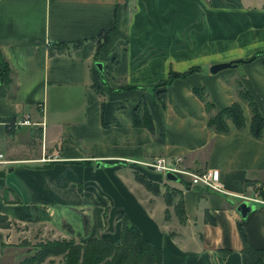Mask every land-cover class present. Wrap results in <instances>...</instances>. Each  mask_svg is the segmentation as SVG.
<instances>
[{
	"label": "crops",
	"instance_id": "0c3cea01",
	"mask_svg": "<svg viewBox=\"0 0 264 264\" xmlns=\"http://www.w3.org/2000/svg\"><path fill=\"white\" fill-rule=\"evenodd\" d=\"M80 41L75 51L47 53ZM261 51L264 0H0V56L11 73L10 85H0V162H7L0 163V214L14 223L0 228V264L21 262L20 241L35 242L40 232L118 245V212L160 248L159 264H241L237 223L264 262V137L250 135L240 102L244 127L213 132L192 93L203 89L221 109L238 102L237 82L264 119L260 59L208 73ZM193 67L200 71L165 89L162 106L153 86ZM137 106L152 133L133 126ZM22 118L34 125L12 127ZM156 157H179L192 172L217 170L227 193L165 181L127 162ZM244 197L256 200L240 218L235 205Z\"/></svg>",
	"mask_w": 264,
	"mask_h": 264
},
{
	"label": "trees",
	"instance_id": "16d2710c",
	"mask_svg": "<svg viewBox=\"0 0 264 264\" xmlns=\"http://www.w3.org/2000/svg\"><path fill=\"white\" fill-rule=\"evenodd\" d=\"M103 38L105 35H101ZM94 41V40H90ZM95 42V41H94ZM82 41L71 44L68 48L66 45L53 44L48 48V55L63 54L65 50L75 51L81 47ZM101 44L96 43L95 49L98 50ZM115 48V47H113ZM260 59L261 65L264 67V51L258 52L250 56L246 61L233 62L236 65L251 62ZM200 71L199 67L189 68L183 73H175L169 71L167 78L155 84L153 91L161 105L164 104L165 89L176 79H183L188 75ZM11 73L0 56V85L8 87L11 83ZM120 89V88H119ZM129 90L130 87H123ZM157 90V91H156ZM236 98L238 102H233L227 107L216 108L208 99L203 89H193V95L203 104L207 112L206 125L217 134H226L229 132L228 123L234 129L240 130L244 127L243 116L239 102L244 104L249 112L248 130L250 135L259 139L264 137V119L259 114L255 104L249 94L243 89L239 83H235ZM132 124L135 127L146 129L152 133V124L147 112L143 110L142 114H138V106L132 113ZM158 143H162V137L156 138ZM135 179L143 184L144 187L152 192H156V186L147 180L143 175L135 174ZM166 197V196H165ZM167 198V197H166ZM165 198V201L168 200ZM175 212L177 218L182 221L183 214L181 208L175 204ZM106 209L103 211L105 218ZM116 219L121 221L119 234V244L114 245L110 240L105 238H90L84 244L77 243L72 237L69 239H50L44 243H39V247L34 255L26 257L17 264H40L48 255L61 256L63 264H159L161 258V250L152 246L145 240L139 229L131 224L123 212L116 214ZM208 218V217H207ZM209 220H211L209 218ZM6 215L0 214V228L7 229L13 225ZM84 229H87V220L83 217ZM238 234L241 240V264H264L259 251L247 241L245 234L239 223L236 224ZM70 231L69 227H67ZM21 244L26 243L23 239Z\"/></svg>",
	"mask_w": 264,
	"mask_h": 264
},
{
	"label": "built area",
	"instance_id": "2783aa9c",
	"mask_svg": "<svg viewBox=\"0 0 264 264\" xmlns=\"http://www.w3.org/2000/svg\"><path fill=\"white\" fill-rule=\"evenodd\" d=\"M34 125L27 118H22L13 123L12 127H21V126H31ZM56 159L49 157H42L39 162L50 163L54 162ZM128 163L135 165L139 168L145 169L152 173H156L164 177L166 173L172 174L177 180L184 181L186 180L189 186H202L213 191L220 193L225 192L219 183V174L217 170H206L202 172H192L186 169L182 160L179 157H176L172 160H167L163 157H156L147 162L141 161H127ZM6 164L7 162H0ZM245 200L250 202L256 200L250 197H244Z\"/></svg>",
	"mask_w": 264,
	"mask_h": 264
},
{
	"label": "water",
	"instance_id": "95a60500",
	"mask_svg": "<svg viewBox=\"0 0 264 264\" xmlns=\"http://www.w3.org/2000/svg\"><path fill=\"white\" fill-rule=\"evenodd\" d=\"M96 70L98 71V73L100 75L103 74L102 72V64L101 63H98L96 62L94 64ZM236 67V63H233V62H227V63H220V64H214L212 66H210L208 68V73L210 75H216L218 74L219 72L221 71H224V70H227V69H232V68H235ZM97 167V166H96ZM12 171V168H9L7 170V172H11ZM164 179L165 181H177V179L172 175V174H169V173H166L164 175ZM254 208V205L248 201V200H245V199H242L240 200L236 205H235V210L237 211V213L239 214L240 218H245V216L251 211L253 210Z\"/></svg>",
	"mask_w": 264,
	"mask_h": 264
},
{
	"label": "rangeland",
	"instance_id": "374dc122",
	"mask_svg": "<svg viewBox=\"0 0 264 264\" xmlns=\"http://www.w3.org/2000/svg\"><path fill=\"white\" fill-rule=\"evenodd\" d=\"M223 72V71H221ZM37 145V142H35ZM36 145L34 144V146L36 147ZM9 169V168H8ZM7 169V170H8ZM6 170V172H7ZM140 173H147L149 174L150 171H147L145 169L142 168H138L137 169ZM40 236L38 237V240L35 242H29L28 240H26V243L21 244L19 251H22L21 255H19V257L17 258L18 260H24L26 257H30V254L34 255L39 247V243H44L45 241H47V237H50L52 239H69L70 237H64V238H58V236H51V233L48 234V232L44 233L40 232L39 234ZM49 238V240H50ZM41 239V240H39ZM41 264H63V260L61 258V256H54V255H48Z\"/></svg>",
	"mask_w": 264,
	"mask_h": 264
}]
</instances>
